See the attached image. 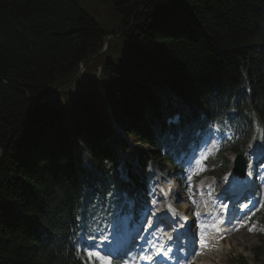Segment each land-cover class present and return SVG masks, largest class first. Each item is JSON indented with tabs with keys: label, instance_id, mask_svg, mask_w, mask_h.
<instances>
[{
	"label": "trees",
	"instance_id": "obj_1",
	"mask_svg": "<svg viewBox=\"0 0 264 264\" xmlns=\"http://www.w3.org/2000/svg\"><path fill=\"white\" fill-rule=\"evenodd\" d=\"M106 1L116 33L76 0H0V264H82L94 215L176 167L204 124L264 134V0ZM253 252L264 264V238Z\"/></svg>",
	"mask_w": 264,
	"mask_h": 264
},
{
	"label": "rangeland",
	"instance_id": "obj_2",
	"mask_svg": "<svg viewBox=\"0 0 264 264\" xmlns=\"http://www.w3.org/2000/svg\"><path fill=\"white\" fill-rule=\"evenodd\" d=\"M77 3L80 5V7L97 23L99 28L106 32H114L116 33L118 30V24H119V17L114 11V8L112 7L111 3L106 0H76ZM111 40V39H110ZM110 46L118 53V57L124 60H133L135 62L139 61L141 58L139 57V54L136 50H134L127 42L124 40L119 39L118 37L114 38L112 41H110ZM111 48V54L113 53V49ZM99 61H96L95 64H98ZM98 69L96 72L99 73ZM84 72V68L80 70V74ZM211 134H213V137H211V142L217 141L221 137H226L227 139L232 140V137L234 133H232L230 130L215 125L211 129ZM239 139L235 144H229V145H223V155H221L222 159L219 160L216 165L210 167H206L207 172L210 174L211 172L215 173L217 177V184L220 183L221 187L225 183V178H230V170L232 168V160L235 157L234 152L231 148H238L243 153L246 154V156L250 155V151H252V155H259L263 151L262 146H258L255 149L254 142H251L250 144L246 146H239ZM212 147V143L210 145V148ZM222 150V149H221ZM264 152V151H263ZM225 166V171L223 174H220V166ZM201 171V169H200ZM186 175H189V171L186 169ZM228 176V177H226ZM174 178V172L169 173V180H166V178H157L155 182L152 183L150 186V195H151V202L148 199L149 206L152 208L153 211L158 212L161 208V203L158 201V191L164 190V185L169 184L171 188L166 190V193L168 192H176V184L175 181L172 180ZM212 185V182H208V187ZM220 187V188H221ZM190 191L191 196L194 195V193ZM179 198V199H178ZM205 201V200H204ZM174 206L180 210L182 208H187L188 205L185 203L183 199H181V194H177V197L174 198ZM190 209L194 210L195 212V204L194 200L190 203ZM200 208H206L205 205L200 204ZM152 211V212H153ZM149 211L148 218H144L142 222L149 221V218L155 214ZM116 229L114 230H104L100 234H102V237H105L106 239H109L111 237H115V239L120 238V230L121 228L124 230L126 228V220L124 219L122 223H119L116 225ZM255 233L264 234V231L259 228H251V229H244L232 232L228 235V240H225L222 242L220 246L217 247V244H213L208 247L207 253L204 254L205 261H201L202 264H238L237 260L240 258H243V260L247 264H257L254 261L253 255H254V249L259 244L257 242L256 237L254 236ZM98 234V235H100ZM97 235V236H98ZM130 233L126 231V236H129ZM97 240L87 242L86 245L88 247L86 248V254L87 256L97 257L100 258V254L97 251L98 246L95 245ZM195 263H197L196 260H194ZM199 263V262H198Z\"/></svg>",
	"mask_w": 264,
	"mask_h": 264
},
{
	"label": "bare ground",
	"instance_id": "obj_3",
	"mask_svg": "<svg viewBox=\"0 0 264 264\" xmlns=\"http://www.w3.org/2000/svg\"><path fill=\"white\" fill-rule=\"evenodd\" d=\"M106 48H107V43H105V45H104V51L106 50ZM81 69H83L82 68V66H81V68H80V70ZM99 91H103V88L102 87H100L99 88ZM102 94H103V92H102ZM103 95H105V94H103ZM107 110H108V107H107ZM261 139H262V141H264V134H262V136H261ZM251 155V154H250ZM252 170H254V167L252 168ZM226 196H230L231 197V194H229V193H227V194H225V195H223L222 196V198H224V197H226ZM150 202H151V200H150ZM116 207V209H119L120 208V205H116L115 206ZM166 208V207H165ZM167 209V208H166ZM168 210V209H167ZM225 211V210H224ZM117 212L121 215V214H123V209L122 208H120L119 210H117ZM180 213V211H178V214ZM225 213V212H224ZM212 215L213 214H206V217H205V219H211L212 218ZM148 222V221H147ZM127 227H129L128 229H130V231H131V227L130 226H127ZM146 227H147V224L146 223H144V225H142V226H138L137 227V231H132V233H134L135 235H137V234H141V233H143L144 232V234H146V232H147V230H146ZM149 228V226L147 227V229ZM133 235V234H132ZM142 235V234H141ZM140 235V236H141ZM161 238V237H160Z\"/></svg>",
	"mask_w": 264,
	"mask_h": 264
},
{
	"label": "water",
	"instance_id": "obj_4",
	"mask_svg": "<svg viewBox=\"0 0 264 264\" xmlns=\"http://www.w3.org/2000/svg\"><path fill=\"white\" fill-rule=\"evenodd\" d=\"M103 51H104V49H103ZM235 163L237 164L236 166H237L238 169L242 170L244 168L243 160L240 157L237 158Z\"/></svg>",
	"mask_w": 264,
	"mask_h": 264
}]
</instances>
